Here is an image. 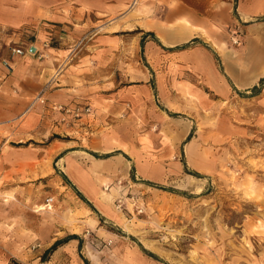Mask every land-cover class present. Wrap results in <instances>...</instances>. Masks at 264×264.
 Segmentation results:
<instances>
[{"label":"rangeland","instance_id":"obj_1","mask_svg":"<svg viewBox=\"0 0 264 264\" xmlns=\"http://www.w3.org/2000/svg\"><path fill=\"white\" fill-rule=\"evenodd\" d=\"M223 1H212L209 31L187 43L186 63L183 48L145 31L176 22L179 0H0V72L21 65L38 87L48 80L2 124L15 138L39 113L0 169V264H264V0ZM199 49L210 56L203 70L192 67L205 63ZM72 67L89 72L84 81L69 74L74 97L60 102L90 106L79 119L52 111L48 98L68 86L51 82ZM97 80L105 95L131 89L132 103L93 102L83 91ZM121 141L143 156L102 186L116 220L83 230L71 212L81 194L64 173L66 148Z\"/></svg>","mask_w":264,"mask_h":264},{"label":"crops","instance_id":"obj_2","mask_svg":"<svg viewBox=\"0 0 264 264\" xmlns=\"http://www.w3.org/2000/svg\"><path fill=\"white\" fill-rule=\"evenodd\" d=\"M179 1L182 2V5L178 4L179 7L177 12L171 14V16L178 15L176 22H168L165 25L147 23L145 31H149L148 35H153L155 32V37L160 41H163L165 43L164 45H167L170 49L183 48V51H181L182 59L184 62L189 63V61H191L190 56L193 52L187 49V43L191 40L205 37L204 35L209 31L211 25V19L209 17L213 16V13L209 11H211L210 5L213 0H200V6L193 5L186 0ZM222 3L225 5L222 8L224 9V18H226L230 3L227 1H223ZM199 52L203 56L205 63L203 64L201 60L199 62L196 61L192 67L197 70H203L205 64L206 66H209L210 56L202 49H199ZM25 69V66L18 65L17 68H14L11 75H8L4 70L3 72H0V169L2 170L8 166V162L5 159L7 158L6 155L9 151V142H23L24 130L28 132L27 140L30 139L29 137L31 136V133L29 130L31 129V126L35 127L39 124V113L35 110L28 117L27 128H23L21 133L12 131V135H15V138L14 136H10L11 133L9 130L6 126L2 125L4 122L21 112L29 102L30 98L37 93L41 86L44 85L43 83L48 82V80H45L43 83L39 82L41 86L38 87V85H36L35 82L25 74L27 71ZM74 69V67L67 69L59 77L52 80L51 83H54V86H59L58 82L60 81H65L68 83V86L62 89H55L49 94V102H53L50 103V108L53 104H64L60 101H66L74 97L73 92L76 89L73 86V83L75 80L72 77L71 79H67V77H70L69 74L72 76L76 74V78L84 81L86 78L84 74L89 72V70H80V72H76L77 70ZM143 89L147 90V87L143 86ZM158 89H160L159 86ZM116 90L117 89L115 88V90L109 95H105V85L97 80L95 84L90 82V84L84 88L83 93L89 94V98L92 99L93 102H97L101 99V96H107L110 97V99L115 100L117 103L119 102L118 104L125 102L124 100H128L127 102L132 103L133 98L131 95L133 91H131V89H129L128 92H125L128 93V96L127 94H124V90ZM67 92L70 94H67ZM32 121L35 123H30ZM89 130L90 134L96 132L94 131L95 128ZM86 132H88V129ZM137 141L144 142L145 137L143 136L135 142ZM121 142L123 143V141ZM123 145V148L121 146L113 147L111 145L110 148L105 150L87 148L89 150L82 149L80 151H73V147L66 148L70 149L71 152L62 159L64 173L70 181V184H72L82 196L80 202L74 203L71 211L74 218L77 219L76 222H78L77 226L79 228L98 232L100 231V217H104L110 221L116 220L114 210L108 203L107 198H105L107 193L103 191L102 186L105 181L106 183L109 181V183L112 182L110 178L117 175L118 168L120 169V172L126 174H128L130 169L133 172L137 166L136 164L131 163L130 160L134 162L135 159H141L143 156L142 152H137L131 146L126 145V143H123ZM147 165L148 164H141L138 167V173H140L142 179L151 180L152 172ZM0 175H2V173H0ZM85 202L91 204L90 206L92 208ZM34 232L35 227L32 229L33 234ZM70 233L71 235H76L78 232L71 230Z\"/></svg>","mask_w":264,"mask_h":264},{"label":"built area","instance_id":"obj_3","mask_svg":"<svg viewBox=\"0 0 264 264\" xmlns=\"http://www.w3.org/2000/svg\"><path fill=\"white\" fill-rule=\"evenodd\" d=\"M234 42H237L234 40ZM13 53L17 55H23V51L21 49H13ZM47 86H44L41 88L37 101H39L40 104H45L44 94L46 93ZM51 110L60 114H63L65 116H70L74 119H79L82 116H89L91 114V107L85 106L83 108L71 106V105H62V104H53L51 107Z\"/></svg>","mask_w":264,"mask_h":264},{"label":"trees","instance_id":"obj_4","mask_svg":"<svg viewBox=\"0 0 264 264\" xmlns=\"http://www.w3.org/2000/svg\"><path fill=\"white\" fill-rule=\"evenodd\" d=\"M256 89V87L254 88ZM79 195V194H78ZM79 197L82 199V196L79 195ZM66 241V240H64ZM62 244V241L55 242L49 249H47L41 256L42 262H46L49 260L50 255Z\"/></svg>","mask_w":264,"mask_h":264},{"label":"water","instance_id":"obj_5","mask_svg":"<svg viewBox=\"0 0 264 264\" xmlns=\"http://www.w3.org/2000/svg\"><path fill=\"white\" fill-rule=\"evenodd\" d=\"M31 52H34V48H31V50H30Z\"/></svg>","mask_w":264,"mask_h":264},{"label":"bare ground","instance_id":"obj_6","mask_svg":"<svg viewBox=\"0 0 264 264\" xmlns=\"http://www.w3.org/2000/svg\"><path fill=\"white\" fill-rule=\"evenodd\" d=\"M136 4V3H135Z\"/></svg>","mask_w":264,"mask_h":264}]
</instances>
